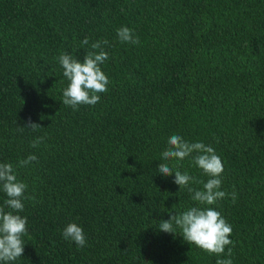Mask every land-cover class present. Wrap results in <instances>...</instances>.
<instances>
[{
	"label": "trees",
	"instance_id": "trees-1",
	"mask_svg": "<svg viewBox=\"0 0 264 264\" xmlns=\"http://www.w3.org/2000/svg\"><path fill=\"white\" fill-rule=\"evenodd\" d=\"M123 26L139 44L119 40ZM104 40L108 91L64 105L57 58L83 62ZM172 135L215 149L221 190L237 194L211 206L232 227L233 264H264V0H0V163L35 198L19 213L28 232L15 264H216L179 228H157L196 204L157 171ZM29 154L37 161L19 167ZM168 163L209 178L191 156ZM6 199L0 189L9 211ZM70 222L83 248L62 236Z\"/></svg>",
	"mask_w": 264,
	"mask_h": 264
},
{
	"label": "clouds",
	"instance_id": "clouds-1",
	"mask_svg": "<svg viewBox=\"0 0 264 264\" xmlns=\"http://www.w3.org/2000/svg\"><path fill=\"white\" fill-rule=\"evenodd\" d=\"M117 36L122 43L140 42L138 36H135L133 30L127 26L117 29ZM81 43L87 45L89 41L85 38ZM107 43V40L93 42L91 48L99 51L86 52L83 62L69 53L59 55L57 59L63 69V76L68 80L62 92L61 102L64 105L74 110H78L80 105L94 106L100 101V94L108 91L110 80L101 69V65L109 59L108 53L101 46ZM23 127L35 131L42 126L29 120ZM43 140V137H37L31 146L37 147ZM193 153L196 155L193 156ZM161 155L163 162L158 165L157 171L165 177L174 172V183L179 185V191L186 189L196 204L179 214L169 211V219L161 220L157 228L173 234H177L176 229L179 228V235L188 244L195 245L209 255L217 256L216 264H233L232 247H228L233 243L230 239L232 227L221 212L211 207L229 196L233 203L237 198L235 191L227 193L221 190L224 172L221 158L213 147L203 142H188L180 135H172L168 139V147ZM190 156L193 164L209 177L206 182L198 180L187 171L182 173L178 169L173 170L168 163L173 159L179 163ZM37 159L35 154H29L18 162V166L26 167ZM193 184H201L202 189L192 187ZM0 189L7 197L4 204L10 209L5 211L4 207H0V264H15L23 256L25 246L23 237L28 232L27 217L19 213L24 209L25 199L35 198L25 196L27 185L17 179L16 169L10 162L0 163ZM62 236L74 242L78 248H83L87 243L83 228L75 222L65 226ZM226 248L228 258H220L225 255Z\"/></svg>",
	"mask_w": 264,
	"mask_h": 264
}]
</instances>
